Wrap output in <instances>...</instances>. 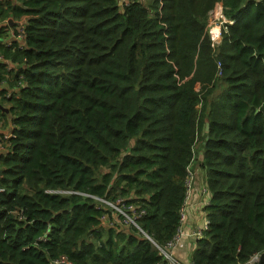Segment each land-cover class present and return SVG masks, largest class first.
<instances>
[{"label": "trees", "instance_id": "1", "mask_svg": "<svg viewBox=\"0 0 264 264\" xmlns=\"http://www.w3.org/2000/svg\"><path fill=\"white\" fill-rule=\"evenodd\" d=\"M9 19L25 20L23 48L6 44ZM0 23L14 65L0 62V264H160L137 227L100 220L112 209L96 198L143 208L138 226L166 245L200 152L210 201L193 263L258 264L264 0H0Z\"/></svg>", "mask_w": 264, "mask_h": 264}, {"label": "built area", "instance_id": "2", "mask_svg": "<svg viewBox=\"0 0 264 264\" xmlns=\"http://www.w3.org/2000/svg\"><path fill=\"white\" fill-rule=\"evenodd\" d=\"M219 17L224 19L222 12L220 13ZM17 23L18 24L16 25V27H17L16 33L14 32L13 27H9L8 33H9L10 39L6 44H7V46H11L12 45L11 42L16 41V42H18V47L23 48L25 45L24 44V41H25V31H24L25 30V20L18 21ZM221 24H223V22ZM0 25H1V23H0ZM218 26H219V33L217 35H214V33H213L214 27L209 29V25H208V33L211 36L212 46H217L221 41V27H220V25H218ZM10 30H11L12 35L10 34ZM0 62L8 64L10 67L14 66L11 62L5 61L2 56H0ZM219 67H221L220 63H219ZM3 85L7 86L6 83ZM10 95H11V93L7 94V97H10ZM4 124H5V122L0 120V151H6L9 149V146H10L8 139L11 137V133L10 132L1 133V128ZM2 131H4V130H2ZM193 179H194V173L190 169L188 177H187V181H186L187 185L189 187L187 198L191 194ZM58 192H61V191H58ZM204 192H206L205 189H204ZM96 199L101 202L103 207L108 206L110 209H112L111 212H106V213H104L103 216H101L100 220H102L104 224H106L107 226H110V225H113L115 223L114 220L111 218V215L113 216L114 219L120 218L122 226L126 227V226H130V225H134L143 233L145 238H147L148 240L153 242V244L156 246V248L158 249L159 254L161 256V263L160 264H186L185 262L176 259V257L173 255V249L176 247V245L178 244V242L180 240V236H181V229L180 228H179L178 234L171 241H169L166 245H162V246L158 245L154 241V239L148 233H146L145 231L140 229V227L137 224L138 220L146 214L145 210L143 208H141L140 206L133 205V204H128L124 201V199H118L116 204L111 203V202L104 200V199H100V198H96ZM185 219H186V213H185V207H184L182 209V222L185 221ZM206 228H207V223L205 224L204 228L199 229L194 233L195 238L196 239L202 238L204 236L203 231ZM62 263L72 264L67 260L66 257H62L60 260L55 261L54 264H62ZM188 264H194V263H193V261H191V262H188Z\"/></svg>", "mask_w": 264, "mask_h": 264}, {"label": "crops", "instance_id": "3", "mask_svg": "<svg viewBox=\"0 0 264 264\" xmlns=\"http://www.w3.org/2000/svg\"><path fill=\"white\" fill-rule=\"evenodd\" d=\"M8 1L17 2V0ZM218 9V18L223 19L219 17L220 13L222 12L221 4H219ZM220 23H222L221 20ZM10 34L12 35L11 30ZM11 130L12 126L8 123L6 129L4 131H1V133H11ZM201 157L202 156L200 152V156L199 158H197V162L193 165V187L192 193L185 208L186 219L182 222L180 227V240L176 247L173 249V255L176 257V259L183 261L186 264L192 261V254L194 252L197 240L194 236V233L197 230L204 228L205 224L207 223L205 207L209 204L210 196L209 194L203 193V188H205L206 186V175L203 168L201 167Z\"/></svg>", "mask_w": 264, "mask_h": 264}, {"label": "rangeland", "instance_id": "4", "mask_svg": "<svg viewBox=\"0 0 264 264\" xmlns=\"http://www.w3.org/2000/svg\"><path fill=\"white\" fill-rule=\"evenodd\" d=\"M219 4L216 6V8H214L213 10H212V12H211V15H210V19H209V23H208V25H209V29H211V28H213L214 27V29H213V33H214V35H217L218 33H219V26L218 25H220V27H221V23H220V20L224 23L225 22V19H220V18H218V12H219ZM6 127H7V124L5 123L3 126H2V128H1V131L2 130H5L6 129ZM192 256H193V254H192ZM261 256V255H260ZM260 256H254V258L253 259H255V258H259ZM254 261V260H253ZM254 262H257V261H254Z\"/></svg>", "mask_w": 264, "mask_h": 264}, {"label": "water", "instance_id": "5", "mask_svg": "<svg viewBox=\"0 0 264 264\" xmlns=\"http://www.w3.org/2000/svg\"><path fill=\"white\" fill-rule=\"evenodd\" d=\"M123 2L120 1V4H122ZM18 23L17 22H14L13 19H9L8 23L7 24H3V26H9V27H14L16 26ZM0 110L1 111H6L8 112L9 110H7L5 107H3L1 104H0ZM209 129V123L206 124V130ZM0 172H2V170H0ZM254 261H258V264H264V253L257 259H254ZM253 261V262H254Z\"/></svg>", "mask_w": 264, "mask_h": 264}, {"label": "clouds", "instance_id": "6", "mask_svg": "<svg viewBox=\"0 0 264 264\" xmlns=\"http://www.w3.org/2000/svg\"><path fill=\"white\" fill-rule=\"evenodd\" d=\"M223 14V13H222ZM224 17V16H223ZM225 19V18H224ZM9 21V20H8ZM256 259V258H255ZM257 259H258V257H257ZM254 260V259H253Z\"/></svg>", "mask_w": 264, "mask_h": 264}]
</instances>
